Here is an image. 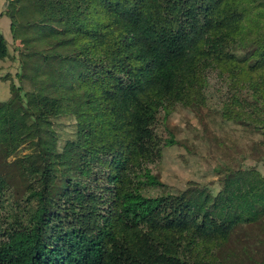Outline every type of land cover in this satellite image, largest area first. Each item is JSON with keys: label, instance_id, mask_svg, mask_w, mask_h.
<instances>
[{"label": "trees", "instance_id": "1", "mask_svg": "<svg viewBox=\"0 0 264 264\" xmlns=\"http://www.w3.org/2000/svg\"><path fill=\"white\" fill-rule=\"evenodd\" d=\"M6 14L22 71L0 102V264H264L259 171L178 193L158 172L177 107L264 137V0H7Z\"/></svg>", "mask_w": 264, "mask_h": 264}, {"label": "rangeland", "instance_id": "2", "mask_svg": "<svg viewBox=\"0 0 264 264\" xmlns=\"http://www.w3.org/2000/svg\"><path fill=\"white\" fill-rule=\"evenodd\" d=\"M6 7L7 0H0V32L7 39L11 53L10 58L0 61V102L11 98L13 82L21 86L18 75L22 71V41L13 36ZM74 124L70 120L67 126ZM160 133L164 138L170 135L175 138V144L164 150L158 168L169 192L178 193L190 184L218 191L229 169H255L264 176V137L226 122L216 113L204 110L197 114L177 107Z\"/></svg>", "mask_w": 264, "mask_h": 264}]
</instances>
